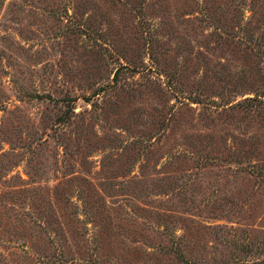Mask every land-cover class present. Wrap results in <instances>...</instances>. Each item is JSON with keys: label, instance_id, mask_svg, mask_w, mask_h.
Returning a JSON list of instances; mask_svg holds the SVG:
<instances>
[{"label": "rangeland", "instance_id": "374dc122", "mask_svg": "<svg viewBox=\"0 0 264 264\" xmlns=\"http://www.w3.org/2000/svg\"><path fill=\"white\" fill-rule=\"evenodd\" d=\"M258 5L0 0V264L264 257V57L205 18Z\"/></svg>", "mask_w": 264, "mask_h": 264}, {"label": "trees", "instance_id": "16d2710c", "mask_svg": "<svg viewBox=\"0 0 264 264\" xmlns=\"http://www.w3.org/2000/svg\"><path fill=\"white\" fill-rule=\"evenodd\" d=\"M252 13H255L256 15L253 24H251V16L249 18H246V20L242 21L243 14L241 11L239 12L237 8L230 9L228 20L222 18H215L214 12H207L205 18L211 21L209 23V27L211 28L209 35L214 37L215 42L219 40L224 44H231L232 47L240 46L241 52H253L255 55L261 53L260 57H264V8L261 5H258L256 10L253 9ZM172 79H174V76L168 74V80ZM173 90L174 94L178 98L179 103H183L185 100H187L193 103L204 102V104H206V101H209V98H203L205 97V93L202 92L200 89L198 91L196 90V92H193V95L186 94L183 90L176 89L174 88V86ZM197 95H200L202 97L200 98ZM258 95L260 94L254 93L253 97H244L241 100L233 102V100L226 96V94H216V96L221 99L220 103L218 102L216 106L220 107L221 110H223L224 112L233 111L236 108H239L240 110L244 111L246 110V108L251 107V101H253L254 98ZM211 103H213V100L211 101ZM62 121L64 122V120ZM146 140L148 141V137H146L145 140L141 142L145 144ZM110 188H112V186ZM52 191L57 192L54 189ZM212 228L220 229L218 226L211 227L210 229ZM180 238L181 237L179 236L175 239H172V243L169 248H166V252L174 254L184 264H228L222 261H208L201 263L197 262L194 259H185L183 256L184 252L181 251V244L178 241ZM247 245L249 246L247 250H250V247H252L253 245V251H256L257 246H255L253 242L251 244V241H247L245 247H248ZM253 263L264 264V257L258 261H253ZM242 264H248V262H244Z\"/></svg>", "mask_w": 264, "mask_h": 264}]
</instances>
